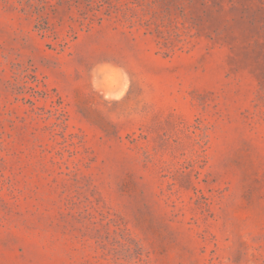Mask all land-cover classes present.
<instances>
[{"label": "rangeland", "instance_id": "rangeland-1", "mask_svg": "<svg viewBox=\"0 0 264 264\" xmlns=\"http://www.w3.org/2000/svg\"><path fill=\"white\" fill-rule=\"evenodd\" d=\"M0 264H264V0H0Z\"/></svg>", "mask_w": 264, "mask_h": 264}]
</instances>
